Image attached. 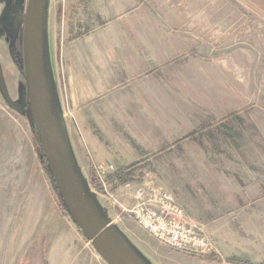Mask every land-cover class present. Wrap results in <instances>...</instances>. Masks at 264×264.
Wrapping results in <instances>:
<instances>
[{
    "label": "rangeland",
    "instance_id": "rangeland-1",
    "mask_svg": "<svg viewBox=\"0 0 264 264\" xmlns=\"http://www.w3.org/2000/svg\"><path fill=\"white\" fill-rule=\"evenodd\" d=\"M24 18L11 53L0 46L9 100L18 105L0 88V264H108L59 207L36 150ZM43 52L88 191L146 260L264 264V0H47ZM226 58L233 82L219 115L221 96L209 91L218 69L208 66ZM86 127L126 164L96 160ZM116 169L129 182L109 188L111 196L104 187ZM162 191L175 193L191 218L230 219L236 238L228 244L242 255H225L223 234L208 233L203 254H180L120 219Z\"/></svg>",
    "mask_w": 264,
    "mask_h": 264
},
{
    "label": "water",
    "instance_id": "water-1",
    "mask_svg": "<svg viewBox=\"0 0 264 264\" xmlns=\"http://www.w3.org/2000/svg\"><path fill=\"white\" fill-rule=\"evenodd\" d=\"M47 0H27L21 52L27 82L29 110L48 168L75 224L108 264H152L112 224L96 197L88 191L86 181L61 119L43 52V25ZM0 88L9 100L0 65ZM17 109V104L9 100Z\"/></svg>",
    "mask_w": 264,
    "mask_h": 264
},
{
    "label": "crops",
    "instance_id": "crops-1",
    "mask_svg": "<svg viewBox=\"0 0 264 264\" xmlns=\"http://www.w3.org/2000/svg\"><path fill=\"white\" fill-rule=\"evenodd\" d=\"M13 5H14L13 0H0V46H5L6 47L5 50L9 51V53H11L12 43H14L15 36H17L18 29L20 27L18 25L19 23H21L18 20L19 16H18L17 10L15 11L14 9H12ZM129 12H133L131 9V6H129L126 10H121L116 13L119 15V17H124ZM210 64L211 65L208 66V68H213L216 66L215 71L218 69V72L214 73L216 75V80L214 81V83L211 82L209 84L210 85L209 91L212 94L213 93L219 94L221 96L219 98V101H220L219 103L221 104V106L219 107V112H220L219 115H223L226 113L228 109V105H229V102H227L229 100L228 91L232 90V82H233L232 80V69H233L232 60L231 58H226L216 64H212V63ZM227 77H229V81H231V83H229V81L227 80ZM222 87L224 88V91L221 90ZM82 135L85 140V143L87 144V146L90 148V150L94 154L96 160L116 161V163H119V164H124V165L126 164L125 157H122L119 155L118 158H114L110 153H107L106 149H104L101 146L100 138L89 127H86L83 129ZM73 148H74V144H73ZM116 216H118V214ZM120 216H121L120 218L121 220L122 218L128 217V215L125 212H121ZM108 217L110 218V215H108ZM187 217L190 223H192L193 225L203 230L206 234L207 233L211 234L216 238L218 237L221 238L223 234V238L225 240L223 242L225 243L221 244V242H219V245H220V251L225 253V255H229V254L230 255H239V254L242 255V253L244 252V250L243 251L239 250L237 248V245L231 246L228 244L229 240H233L236 238V234L233 233L231 229V227L233 228L232 226L233 224H231L230 219L228 220L216 219L215 222L213 221V223L211 222L206 223V221H204L198 216H194L191 218L188 216V213H187ZM114 219H112L113 223L114 221L116 222L117 220H120V219H115V220ZM226 230L227 232L222 233L223 231H226ZM127 238L129 239V237ZM246 254L257 256V257L255 256V260H253L254 258L251 260L252 263H254V261L260 262L257 252L255 254L252 250H246ZM225 257L226 256L224 257L222 256V260ZM199 262L206 263L207 261L201 260ZM213 263H216V262L214 261ZM220 264H228V263L225 260H223L222 262H220Z\"/></svg>",
    "mask_w": 264,
    "mask_h": 264
},
{
    "label": "built area",
    "instance_id": "built-area-1",
    "mask_svg": "<svg viewBox=\"0 0 264 264\" xmlns=\"http://www.w3.org/2000/svg\"><path fill=\"white\" fill-rule=\"evenodd\" d=\"M116 172L117 169L111 174L113 179L109 176V185L105 184L104 187L105 192L111 196L113 193L109 188L120 184ZM101 179L105 182L103 177ZM123 212L161 245L174 252L198 256L210 246L209 236L190 223L184 204L173 192L162 191L149 200L139 198L132 209Z\"/></svg>",
    "mask_w": 264,
    "mask_h": 264
},
{
    "label": "trees",
    "instance_id": "trees-1",
    "mask_svg": "<svg viewBox=\"0 0 264 264\" xmlns=\"http://www.w3.org/2000/svg\"><path fill=\"white\" fill-rule=\"evenodd\" d=\"M27 96H28V94H27ZM27 103H28V105L26 107L28 108V106H29V99L27 100ZM32 131H33V136H34L33 139H34L35 145H36V150L39 153V155L41 157V160H42V164L44 165V168L46 169V171H47V173H48L49 177L51 178V181H52V183L54 185L57 203L59 204V207L64 212V214L66 216H69L71 218V216H70V214L68 212V209H67V207H66V205H65V203L63 201V198L61 197V194H60V192L58 190V187H57V185L55 183V180H54V178H53V176H52V174H51V172H50V170L48 168V163H47V161H46V159L44 157L43 150H42L41 144L39 142V138L37 136L36 128L34 127L33 124H32ZM98 133H100V132L98 131ZM115 176L117 177L119 183H121V184H126V183L129 182L127 180V178L125 177L126 176L125 172L123 170H121V169L117 170ZM110 178L113 179V176H110Z\"/></svg>",
    "mask_w": 264,
    "mask_h": 264
},
{
    "label": "flooded vegetation",
    "instance_id": "flooded-vegetation-1",
    "mask_svg": "<svg viewBox=\"0 0 264 264\" xmlns=\"http://www.w3.org/2000/svg\"><path fill=\"white\" fill-rule=\"evenodd\" d=\"M13 3H14V5H13V7H12V9H14L15 11L17 10V13H18V16H19V18H18V20L21 22V20H22V17H23V15H24V13H25V11H24V9H23V1H20V0H13ZM18 24V23H17ZM19 26V25H18ZM19 30H20V27H19V29H18V33H19ZM14 31H15V29H14ZM15 38L17 39V36H15ZM17 43V41L14 39V43ZM22 43V42H21ZM21 46V45H20Z\"/></svg>",
    "mask_w": 264,
    "mask_h": 264
}]
</instances>
